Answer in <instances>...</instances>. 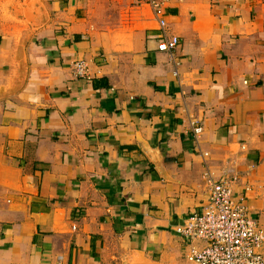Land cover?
I'll return each mask as SVG.
<instances>
[{"label": "crops", "instance_id": "1", "mask_svg": "<svg viewBox=\"0 0 264 264\" xmlns=\"http://www.w3.org/2000/svg\"><path fill=\"white\" fill-rule=\"evenodd\" d=\"M100 1L0 0V264H184L204 160L264 227V0H172L180 84L150 8Z\"/></svg>", "mask_w": 264, "mask_h": 264}, {"label": "built area", "instance_id": "2", "mask_svg": "<svg viewBox=\"0 0 264 264\" xmlns=\"http://www.w3.org/2000/svg\"><path fill=\"white\" fill-rule=\"evenodd\" d=\"M171 1L132 0L130 8H150L161 31L156 49L173 61V74L178 78L179 61L174 55L180 41L167 32L166 8ZM73 70L77 77L88 75L85 61H75ZM178 82L181 83L179 78ZM190 125L192 136L197 139L202 124L193 120ZM202 155L209 157L208 152ZM202 177L208 189L207 201L175 227L185 240L184 264H264V227L241 199L233 198L232 184L237 175L231 169L215 175L204 160Z\"/></svg>", "mask_w": 264, "mask_h": 264}, {"label": "rangeland", "instance_id": "3", "mask_svg": "<svg viewBox=\"0 0 264 264\" xmlns=\"http://www.w3.org/2000/svg\"><path fill=\"white\" fill-rule=\"evenodd\" d=\"M98 9H103V10H98ZM91 14L92 17L100 21L105 20L107 17L110 16H115V15H117V17L119 16L118 10L116 11V9L112 7L110 0H103L95 3L94 6L92 7ZM98 28H106V27L104 25H100V27Z\"/></svg>", "mask_w": 264, "mask_h": 264}, {"label": "trees", "instance_id": "4", "mask_svg": "<svg viewBox=\"0 0 264 264\" xmlns=\"http://www.w3.org/2000/svg\"><path fill=\"white\" fill-rule=\"evenodd\" d=\"M96 81L94 80V83H95Z\"/></svg>", "mask_w": 264, "mask_h": 264}]
</instances>
